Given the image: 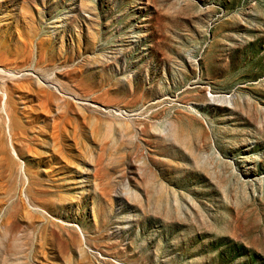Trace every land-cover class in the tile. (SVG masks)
I'll use <instances>...</instances> for the list:
<instances>
[{"label": "rangeland", "instance_id": "obj_1", "mask_svg": "<svg viewBox=\"0 0 264 264\" xmlns=\"http://www.w3.org/2000/svg\"><path fill=\"white\" fill-rule=\"evenodd\" d=\"M0 264H264V0H0Z\"/></svg>", "mask_w": 264, "mask_h": 264}]
</instances>
